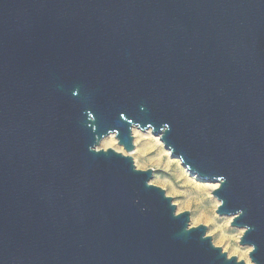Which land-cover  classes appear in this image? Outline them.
<instances>
[{
    "label": "water",
    "instance_id": "obj_1",
    "mask_svg": "<svg viewBox=\"0 0 264 264\" xmlns=\"http://www.w3.org/2000/svg\"><path fill=\"white\" fill-rule=\"evenodd\" d=\"M134 129L220 184L264 264V0H0V264H247L89 150Z\"/></svg>",
    "mask_w": 264,
    "mask_h": 264
},
{
    "label": "rangeland",
    "instance_id": "obj_2",
    "mask_svg": "<svg viewBox=\"0 0 264 264\" xmlns=\"http://www.w3.org/2000/svg\"><path fill=\"white\" fill-rule=\"evenodd\" d=\"M138 133L139 135L133 132L135 151L130 156L134 163L140 164V170H154L151 184L162 188L167 196L173 199V204L180 213H190L191 227L206 226L207 236L212 238L216 247L221 248L229 258L236 257L238 261L248 264V259L242 258L248 247L240 245L241 237L237 240L242 230L231 227L232 220L229 217L216 214L218 201L212 196L208 184L192 179L180 160L170 158L164 145L156 143V136L148 135L147 132ZM100 147L103 149L105 146L101 144ZM117 148H120L118 142L109 149ZM168 161H171V166L167 164ZM186 179L189 181L186 182ZM222 227L225 232L219 231Z\"/></svg>",
    "mask_w": 264,
    "mask_h": 264
},
{
    "label": "clouds",
    "instance_id": "obj_3",
    "mask_svg": "<svg viewBox=\"0 0 264 264\" xmlns=\"http://www.w3.org/2000/svg\"><path fill=\"white\" fill-rule=\"evenodd\" d=\"M78 93H79V89L75 90L73 92V95L74 96L75 95H78ZM88 115H89V117H91V115H92L91 111H89ZM121 115L123 116V113ZM163 128L170 130V125L168 123H165V124H163ZM137 135H139V133H137ZM115 143H117V141L115 140L114 137H112L110 141L106 142V146L103 149L101 147H97V145H98L97 144V145H94V146H90L89 150L90 151H93V152H96V153H100V152L107 153L108 152V149L109 148H113V146H114ZM170 147H173L174 148V146H170ZM123 151H124L123 148H117V149H115V152H123ZM130 154L131 153H125V155H130ZM140 167L141 166H140V164L138 162L137 163H134L132 161V170L134 172H139ZM219 179L223 180L224 183L227 182L226 178H224V177H219ZM146 186L147 187H150L149 179L146 181ZM207 187L209 189L219 188L220 187V184L219 183L209 184V185H207ZM221 204H225L223 199H221V202L218 203L216 205V207L217 208L221 207ZM172 215H173V217H179L180 216V212L175 208V211L172 213ZM231 215L233 216V218H235V217H241V216L244 215V209H240V210L236 211L234 214H231ZM241 228H242V231L239 232V234L237 236V240H239L240 237L244 236V233L245 232H249L251 230V225H245V226H243ZM185 231H191L188 223H187V226H186ZM202 238L205 239V240H207L204 236ZM211 244H212V242H211ZM249 245L250 246L247 248V251L244 253V256L242 258L248 259V264H253V259L248 258V254L254 253L256 251V245L255 244H249ZM221 255H223V253H221ZM226 259L228 261H230L229 258L226 257ZM255 264H256V261H255Z\"/></svg>",
    "mask_w": 264,
    "mask_h": 264
},
{
    "label": "bare ground",
    "instance_id": "obj_4",
    "mask_svg": "<svg viewBox=\"0 0 264 264\" xmlns=\"http://www.w3.org/2000/svg\"><path fill=\"white\" fill-rule=\"evenodd\" d=\"M133 132L137 134V133H138V130H137V129H134ZM139 132H140V131H139ZM147 133H148V135H149V134H153L151 131H147ZM112 137L115 138V135H111V136H109L108 138H106L105 140H103V142H102L103 146H106V142L110 141ZM115 140H116V138H115ZM116 141H117V140H116ZM156 143H157V144H163V143L161 142L160 137H156ZM115 144H116V143H115ZM119 147H120V146H119ZM120 148H122V147H120ZM123 150H124V149H123ZM161 151H162V150H161ZM166 154H167L170 158H172V155H171L170 151L166 150ZM160 158H161V157H160ZM162 159H163V157H162ZM167 164L171 166V161H168ZM186 171H187V170H186ZM187 173L190 175V177H191L192 179L196 180L197 182H202L197 176L192 175V174L189 173L188 171H187ZM188 181H189V179H186V182H188ZM206 183H207L208 185H209V184H216V183H209V182H206ZM197 189H198V188H197ZM199 189H201V188H199ZM215 189H217V188L211 189V191H214ZM230 220H232V218H230ZM219 231H221V232H225V229L222 227V228H219Z\"/></svg>",
    "mask_w": 264,
    "mask_h": 264
}]
</instances>
